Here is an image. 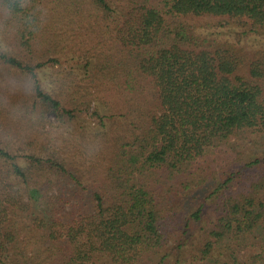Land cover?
I'll list each match as a JSON object with an SVG mask.
<instances>
[{
    "label": "trees",
    "instance_id": "16d2710c",
    "mask_svg": "<svg viewBox=\"0 0 264 264\" xmlns=\"http://www.w3.org/2000/svg\"><path fill=\"white\" fill-rule=\"evenodd\" d=\"M232 27L264 0H0V264H264V43Z\"/></svg>",
    "mask_w": 264,
    "mask_h": 264
},
{
    "label": "rangeland",
    "instance_id": "374dc122",
    "mask_svg": "<svg viewBox=\"0 0 264 264\" xmlns=\"http://www.w3.org/2000/svg\"><path fill=\"white\" fill-rule=\"evenodd\" d=\"M225 36L224 38L229 37L230 40L233 41H238V37L240 39V44H248L250 47H257L260 46L264 43V33L263 31L257 32V33H251L247 36H243L241 33V30L232 27L231 29H226L223 31ZM211 215H209L207 218H205V223L210 224L207 219H210ZM236 258H237V263L236 264H263L261 261H254L253 258L251 257V252L250 249L247 250V248H237L235 250Z\"/></svg>",
    "mask_w": 264,
    "mask_h": 264
}]
</instances>
